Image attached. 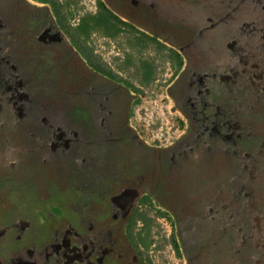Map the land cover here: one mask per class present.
I'll list each match as a JSON object with an SVG mask.
<instances>
[{"label": "flooded vegetation", "instance_id": "obj_1", "mask_svg": "<svg viewBox=\"0 0 264 264\" xmlns=\"http://www.w3.org/2000/svg\"><path fill=\"white\" fill-rule=\"evenodd\" d=\"M104 1L129 19L123 27L135 40L169 43L185 61L166 81L183 129L171 144L148 142L131 120L136 87L70 48L50 4L0 0V109L10 127L3 137L14 139L13 123L28 114L17 118L22 101L51 110L49 127L35 129L42 175L15 166L0 184V264H147L141 205L159 203L179 225L192 208L228 214V198L211 204L202 194L226 179L262 191L264 201V40L233 37L245 22L227 24L237 19L219 12L226 0L217 8L212 0ZM51 92L52 105L43 97ZM49 178L51 189L43 185ZM252 246L239 239L238 257L219 264H246L239 251ZM210 253L195 243L186 264H215L203 261Z\"/></svg>", "mask_w": 264, "mask_h": 264}, {"label": "rangeland", "instance_id": "obj_2", "mask_svg": "<svg viewBox=\"0 0 264 264\" xmlns=\"http://www.w3.org/2000/svg\"><path fill=\"white\" fill-rule=\"evenodd\" d=\"M57 1L71 28L76 26L83 14L95 13L99 9V3L109 6L104 0ZM226 2L219 12L231 11L233 18L237 19L233 22L232 19L226 20L227 24L234 29V26L245 22L242 27L234 29L233 37L262 38L264 40V0H239V2L226 0ZM211 3L210 7L214 5V8H217L216 6L222 2L221 0H212ZM244 7L246 11L243 10ZM123 18V21L127 23L126 20L129 19L125 16ZM135 36H137L136 32L126 27L116 38L108 37L100 32L94 33L90 38H83L82 45L87 47V50L97 61L136 87L138 91H136L131 120L148 142L165 146L173 143L179 136L185 119V116L175 109L166 81L171 76L174 78L175 74L181 71L185 61L181 64L178 58L170 53L171 44L161 43L164 48L159 49L155 42H138L135 40ZM34 62H36V58H34ZM146 63L152 64L154 67L150 82L145 81ZM29 92L35 96L33 89ZM25 94L27 95V92ZM43 97L49 99L50 105L56 101L52 97V92L49 95L43 93ZM27 104L25 101L21 102V115H17L19 118L24 114V110L28 112L18 121L22 125L18 127L17 121L11 120L12 123L15 122L12 127L14 139L12 136H9L10 138L3 137V132L10 127L9 124H4L0 109V184L5 180L3 177L5 172L7 171L6 175H9L8 171L13 170L15 166L18 169L24 166L26 172L34 174L33 176H36V170L40 172V176L42 175L37 163L41 160L38 156L43 155H39V153H44V150L39 152L41 147L36 142L37 130L35 129L38 125L41 127L43 124L49 127V111L51 110L47 106L39 107V105L37 109H32L30 106L27 107ZM50 108L54 110L56 107ZM3 138L4 142H2ZM27 141H30L31 144H28ZM14 144L17 145L12 146L13 150L10 149ZM4 163L9 167L5 169ZM51 179L53 178L44 179L46 180L43 183L45 188L51 189L55 186L56 182L52 183ZM41 181L43 180L41 179ZM223 183H219L217 187L206 188L202 194L211 204L219 202L220 197L225 200L228 198L230 208L228 214L230 216L225 213L222 215L215 213L195 215L196 209L192 208L190 215L183 219L179 225L178 220L172 217L171 212L159 203L141 205L143 216L146 222L148 220L149 229L147 237L149 246L143 248L147 264H186L195 243L214 250L212 255L209 254L210 257L203 258L205 263L219 264L223 258L238 257L239 249L233 248V244L239 242V239L243 244L253 245L239 251L241 255L245 256L246 264H264V212L256 210L258 207L261 208V204L264 208L262 191L244 190L247 186L236 187L232 180L226 179ZM15 203L17 205L15 208L23 207L22 202L20 204V199ZM257 215L260 217L258 218ZM197 216H201V219H197ZM138 219L139 225L137 226L145 222L144 219ZM239 234L240 236H238ZM194 237L197 239L196 242L192 240ZM175 243L178 248L174 246ZM229 244L231 248H228Z\"/></svg>", "mask_w": 264, "mask_h": 264}, {"label": "trees", "instance_id": "obj_3", "mask_svg": "<svg viewBox=\"0 0 264 264\" xmlns=\"http://www.w3.org/2000/svg\"><path fill=\"white\" fill-rule=\"evenodd\" d=\"M41 3L50 4L56 13V15L65 22V25L61 26V30H64L67 44L70 48L76 49L82 55L90 59L93 62L92 54L87 50L86 46L82 45L83 38H90L94 33L100 32L109 37L118 36L123 30L125 23L119 18L113 15L102 3L98 4V8L101 9L98 13H86L80 18L79 22L71 28L62 14V7L56 0H37ZM98 11V9L96 10ZM64 36V35H63ZM153 77L152 69H149L145 74V81L150 82ZM148 222V220H147ZM149 243L146 248H148ZM178 248V245H174Z\"/></svg>", "mask_w": 264, "mask_h": 264}]
</instances>
